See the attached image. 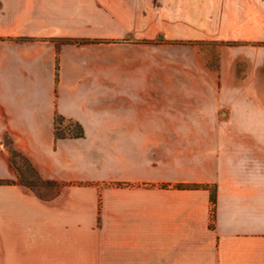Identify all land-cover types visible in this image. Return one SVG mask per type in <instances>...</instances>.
Returning <instances> with one entry per match:
<instances>
[{
  "label": "crops",
  "instance_id": "obj_1",
  "mask_svg": "<svg viewBox=\"0 0 264 264\" xmlns=\"http://www.w3.org/2000/svg\"><path fill=\"white\" fill-rule=\"evenodd\" d=\"M96 6L0 0V179L16 177L10 138L60 185L0 184V264H264V145L198 139L206 82L149 78L96 43L58 47L101 37ZM57 114L84 136L57 138ZM180 183L215 186V213L211 188Z\"/></svg>",
  "mask_w": 264,
  "mask_h": 264
},
{
  "label": "rangeland",
  "instance_id": "obj_2",
  "mask_svg": "<svg viewBox=\"0 0 264 264\" xmlns=\"http://www.w3.org/2000/svg\"><path fill=\"white\" fill-rule=\"evenodd\" d=\"M96 2L94 14L103 18L101 37L79 39L88 41L83 44L116 48L120 66L126 65L122 56L133 66L142 65L152 79L206 82L198 88L197 115L199 127L211 132L198 139L208 138L214 153L242 140L264 145V0ZM86 14H91L89 8ZM120 73L132 78L129 70ZM13 166V180L30 182L40 196H50L60 186L43 183L20 156L13 157Z\"/></svg>",
  "mask_w": 264,
  "mask_h": 264
},
{
  "label": "trees",
  "instance_id": "obj_3",
  "mask_svg": "<svg viewBox=\"0 0 264 264\" xmlns=\"http://www.w3.org/2000/svg\"><path fill=\"white\" fill-rule=\"evenodd\" d=\"M57 44L58 47H60L62 44L64 43H70V42H76L79 44H83L86 43L88 41L86 40H72V39H55L54 40ZM66 122H68V124H65ZM55 133L57 138L62 139V138H66V137H83L84 136V130L82 128V126L74 121H66L65 117H63L60 114H57L55 116ZM6 144L9 147V151L11 154V165L13 167V169H15V167L13 166V157L14 156H20L21 158H23L30 166V168L32 169V171H34L37 174V178L39 180H41L43 183L49 184V185H53V186H57L58 183L55 181H49V180H45L43 179L39 172L37 171V169L33 166V164L31 163V161L29 160V158L27 156H25L22 152L16 150L13 146H12V140L10 138H6ZM18 176V174H17ZM0 184H21L24 185L26 187H31L32 184L30 182L24 181L22 180V178H19L18 180H13V179H0ZM175 188L178 189H200V188H211L212 189V201L214 204V213H215V204H216V187H210L209 185H205V184H175L174 185Z\"/></svg>",
  "mask_w": 264,
  "mask_h": 264
}]
</instances>
